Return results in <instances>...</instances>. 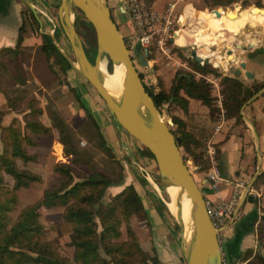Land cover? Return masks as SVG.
I'll list each match as a JSON object with an SVG mask.
<instances>
[{
  "label": "rangeland",
  "instance_id": "rangeland-1",
  "mask_svg": "<svg viewBox=\"0 0 264 264\" xmlns=\"http://www.w3.org/2000/svg\"><path fill=\"white\" fill-rule=\"evenodd\" d=\"M185 1L189 3L188 7H190L191 10L195 11V9H200L216 12L213 9L217 8L216 10H218L219 13H224L226 16L215 17L219 20L214 18L215 21L211 23L198 18L196 15L193 16V14H191L190 17L184 18L181 33L189 42L182 46L168 42L169 48L166 51L162 50L160 47H153L151 54L154 60L148 62L147 65L143 66L140 64L138 52H140L141 49L139 46L133 45L129 47V49L133 55V60L137 69L143 75V82L154 92L158 90L168 91L177 69L188 70L192 72L196 78L203 77L209 82L211 107L209 108V106L203 104L206 106V110H208L206 113H208L210 119L213 121L218 120L215 124L206 123L201 116H199L197 123H195L193 119L186 116L184 113L185 108L181 107V105L174 100L165 102L157 100L156 103L161 116L170 121V127L175 135H180V132L177 130L178 125L175 118H181L183 115L186 116L185 121L181 118L184 124L179 126H183L182 128L187 130L191 136V142L188 144L191 151H187L183 146H180V149L189 169L200 186V178L203 177L206 179V173L209 168L212 165L216 166L219 160L224 159L219 146L222 141L221 137L222 139L223 137H227L233 126L235 127L243 123L242 111L244 107L264 93V85H262L243 102L240 107V113L242 115L241 120L235 121L234 117L228 118L225 116L223 107L225 93L222 89V76H236L248 85L257 83L256 80L264 82V79H257L255 74L249 77L244 73L245 70H250L254 73V64H259L264 61V8L259 7L264 6L258 5L256 0H235L229 4H222V0ZM245 1H247L248 4L244 5L243 3ZM261 1L264 2V0ZM19 2L21 3L22 25L29 30V42L33 44L32 49L29 48V64L32 63V75H30L31 79L27 85L18 83L13 84L10 77H6L4 87L9 91V96L12 98H17L21 95L25 96L24 99L35 96L37 103L43 109L42 113L39 115V119L44 124L49 125L51 130L46 134H33V143L27 146V150L33 155V158L27 161L17 159V163L20 167L28 168L39 173L42 179L17 189V202L14 209L10 212L11 220L14 219L24 205L39 199L42 196L43 190L53 185L57 177V172L52 168L53 163L55 161L68 162L71 158L70 155H67L63 150L59 128L54 121L50 119L49 114L54 111L57 115H60L61 122L67 124L68 127L66 130L72 134L71 144L79 151V155L74 156V162L72 163V166L78 174L85 176L92 170H101L112 176L121 174L123 177L125 174L130 173L132 176L134 175L139 179L144 186L142 193L145 201H149L155 208V198H160L168 207L167 202L169 201V197L166 193L165 183L158 173L155 160L143 154L140 150L143 145L129 134L118 122L112 119L104 99L78 70L75 68L73 69L76 72L73 69L72 71L70 70V72L75 73V76H78L79 81L76 82L74 80L76 77L70 75L71 73H69V71H64L61 68V63L55 60V58L45 59L43 52L39 53L33 50V47L36 46L34 44L40 40V28L45 30V26L48 27L49 22L42 19L38 14L42 21L41 26L39 20L35 19L33 17L34 14L32 15L27 9L28 3L26 0H19ZM59 2L60 0H46L49 11L53 19L57 20L58 24H60L57 17ZM32 3L35 4L36 2ZM118 4H121L122 7L126 9V0H116L111 4V10L114 11L115 14L118 12ZM253 8L255 9L251 13H246ZM202 14L203 15H200V17L208 15L205 13ZM72 18L85 48L89 49L90 41L93 42L94 40L92 33H90V28L85 23L84 16L79 10L75 9ZM128 18L129 13L125 11L124 20L121 21L123 30L120 26L119 27L123 34L124 32L127 34V40L130 41V35H128L129 29L126 25ZM204 29L208 31V35L213 37L212 41L207 38V35L196 38L195 33L200 32L204 34ZM57 42L61 50L69 58H73L72 47L64 32L60 34ZM228 47H233V52L235 50V54H232L233 57L232 55L226 54V49ZM191 50H195L197 54L202 57V60L198 61L200 64L208 63L207 65L210 66V71L201 72L196 70L193 66L192 61L194 58L191 55ZM234 56H236V58ZM23 57L24 56L21 54H17L13 58L9 52L4 54L3 59H6L11 75L15 76V70L13 69L14 64H18L21 69L23 68ZM241 60H248L251 63L242 67L240 65ZM18 75H21V73ZM75 90L88 97V103L92 107L91 113L105 137L106 143L110 145L112 155H109L99 144L95 124L81 106L76 97ZM180 93L185 95L183 90H180ZM199 101L202 103L200 99ZM22 105H24V102H18L16 108L20 109ZM0 111H4L0 122V137L2 126L10 123L13 116H17L21 120V124H23L22 112L10 109L7 101H5L3 105H0ZM103 116L104 119L108 118V120H113L115 138L112 140L107 136L105 127L103 128ZM223 127L224 129L222 130ZM184 143L186 144V142ZM1 150L2 142L0 139V151ZM252 165L254 167L256 165L255 158L253 159ZM251 170L250 168V171ZM4 178L5 182L3 186L12 187L13 179L11 176L5 174ZM76 178L77 177H75V179ZM257 178L259 179L258 186H253L254 188L262 186L264 183V169L258 170V172L257 170L251 171L249 177V179H251V186ZM250 187L248 189L251 191ZM248 194L253 195L251 192ZM112 195L113 194L107 192L106 188L103 201H108ZM62 211V207L41 206L39 208V218L45 227L44 232L46 237L55 244L60 254L72 258L74 247L70 243L69 232L66 231V228L62 225ZM146 214L143 205V209L140 212L133 213L126 221H123L120 226V239H127L131 235L143 250L157 259V263L155 264H159L156 250L152 247L150 249H145L141 242L142 237H145L141 232L146 230V222L144 221L147 216ZM161 218L167 226H169V230L173 228L176 232L179 231L178 221L170 211L165 214L164 218L162 216ZM128 229L130 232L127 231ZM221 231H219V233ZM218 235L221 241H223L226 236L225 234Z\"/></svg>",
  "mask_w": 264,
  "mask_h": 264
},
{
  "label": "trees",
  "instance_id": "trees-1",
  "mask_svg": "<svg viewBox=\"0 0 264 264\" xmlns=\"http://www.w3.org/2000/svg\"><path fill=\"white\" fill-rule=\"evenodd\" d=\"M235 0H222V4H229ZM150 2V1H148ZM258 5L264 2L256 0ZM11 4V0H0V12H6ZM248 4L247 1L243 3ZM264 8L262 6H259ZM30 13L33 12L27 7ZM255 8L247 11L251 13ZM207 11V10H202ZM212 14V13H211ZM217 17L226 16L224 13H214ZM113 16V14H112ZM36 19V17L33 15ZM114 18V16H113ZM85 19V18H84ZM115 20V18H114ZM117 23L118 27L119 24ZM86 25L90 28V23L85 19ZM120 28V27H119ZM22 25L19 29L16 45L14 47L4 46L0 48V91L5 95L8 107L17 112H22L23 124L17 116H13L10 123L2 126L0 151V264H155L157 259L143 250L130 235L127 239L121 237V223L126 221L133 213H138L143 209L142 198L132 183L124 185L118 192L114 193L108 201H103V195L107 186L119 184L123 177L121 174L112 176L101 170H92L85 176H81L72 166L74 156L79 155V151L71 144L72 134L67 131V124L62 123L60 115L56 112L50 114L51 119L59 128L60 141L63 143V150L70 155V160L55 161L52 168L57 172V177L53 185L43 190L42 196L34 202L24 205L14 219L11 220L10 212L14 209L17 202V189L28 186L34 181H40L41 175L28 168H22L18 165L17 159L27 161L33 158L27 150V146L33 143L34 133H49L51 128L39 119L43 109L36 101L35 96H20L12 98L9 91L4 87L5 78L10 77L13 84H24L25 72L18 75L19 65L14 64L15 76L10 74L8 63L4 58L5 53H11V57L19 54L24 30ZM78 31V30H77ZM62 28L59 24L53 34L59 37ZM79 33V32H78ZM93 35V33H92ZM42 43L40 50L45 59L55 58L61 63V68L65 71L71 67L69 60L60 52L53 41L49 32H42ZM126 38V36H125ZM94 40V36H93ZM93 46V47H92ZM152 53V48L150 49ZM89 60L94 56V41H90L89 49H86ZM152 56V54H150ZM108 65L110 61L108 57ZM193 66L201 72L210 71L208 63L200 64L193 60ZM142 78V73L139 72ZM19 77H18V76ZM257 83L245 84L236 76H222V89L225 93L223 99L224 113L226 117H234L235 121L242 119L240 107L254 92H256L264 82L256 80ZM147 92L153 98L154 102L174 100L181 107L186 108L189 97L200 99L202 103L211 107V94L209 82L203 77L196 78L195 75L184 69H177L174 73L172 83L168 91H152L143 82ZM183 90L185 95L180 93ZM76 91V90H75ZM76 97L81 106L88 114L96 127L99 144L109 155H112L110 146L106 143L99 125L94 119L91 111L86 105L85 99L79 91H76ZM23 103L20 109H17V103ZM4 113L0 111L1 116ZM177 121V130L180 135L178 138L179 146H183L187 151H191L188 144L191 142V136L182 128L184 121L181 118H175ZM52 121V124H53ZM181 129V130H180ZM174 132V131H173ZM175 134V133H174ZM186 142V144L184 143ZM141 152L153 158L151 152L142 147ZM216 167L222 175L220 161ZM8 174L13 179L12 187H5L4 175ZM75 177H77L75 179ZM259 179L252 186H258ZM154 206L158 213L164 218L169 213L167 205L160 199L155 198ZM247 199L256 202V196L247 194ZM44 207H62V225L69 232L70 243L74 247L72 258L60 254L55 244L46 237L44 225L39 218V208ZM263 207V208H262ZM262 213L256 225L257 250L253 253L252 248L248 249L242 258H247L246 264H264V255L260 252L264 248V206H261ZM127 231L130 232L128 229ZM225 256L229 258L225 253Z\"/></svg>",
  "mask_w": 264,
  "mask_h": 264
},
{
  "label": "crops",
  "instance_id": "crops-1",
  "mask_svg": "<svg viewBox=\"0 0 264 264\" xmlns=\"http://www.w3.org/2000/svg\"><path fill=\"white\" fill-rule=\"evenodd\" d=\"M31 1L36 2L35 4H33L35 11H33L32 9L31 10L36 19L39 20V22L41 23V26L42 21L38 14L42 17V19L47 20L49 22V26H45V30H42L40 28L39 42H34V45L36 46L33 47V50L41 53L42 51L39 48L40 44L42 43L41 33L47 31L54 32L55 28H57L59 24L57 23V20L53 19V16L49 11V6L47 5L48 3L46 4V0ZM114 1L116 0H108L110 8L111 4ZM148 1H150L149 3L154 9L161 11L167 6L168 2L173 0ZM188 5L189 3L185 0H177V6L178 9L181 10L183 23L184 18L190 17L191 14H193L192 11H194L190 10L189 16H186V10ZM117 8V14H115L114 11H112V14L122 29L121 21L124 20L126 9L125 7L122 9L121 4H118ZM195 11H197L199 15H203L202 13H206L212 16L211 21L209 22H214L216 19L215 17H217L214 15V13H216L214 11H202L200 9H195ZM194 15L195 14H193V16ZM21 16V3L19 2V0H11V4L8 10L6 12H0V48L4 46L14 47L16 45L19 29L23 23ZM182 24L180 26L179 32L175 35L173 42V44L178 46L185 45L189 42L181 33V30L183 29ZM126 25L129 29L128 35H130V16L127 20ZM62 33L63 30L60 34ZM125 34L126 33L124 32V36L127 37V34ZM22 35L23 38L21 41V49L19 51V54L24 56V60H22L23 68L21 69L19 66L20 70L17 71V74L21 73L22 76L24 74H22L21 70L23 71V73L25 72L26 76L23 85H27L31 79L30 75H32V63L29 64V48L32 49L33 44H30L29 42V30H27V28L23 30ZM195 35L196 38H201L204 37V35H207V38H209L211 41L213 40V37L211 35H208V31L205 29L204 34L196 32ZM57 39H59V37ZM140 52H138V59L140 61V64L144 66L145 64L142 63L143 60L139 56ZM150 54L151 51H149L147 64L148 62L154 60V58ZM232 54H235V50L234 52L232 51ZM244 63L245 65H248L251 62L246 60L244 61ZM254 65V73H252L255 74V77L257 79H264V61ZM72 69L73 67L71 66L66 70L71 73L70 75L75 76V73L70 72V70L72 71ZM75 77L76 78L74 80L76 82L79 81L78 76ZM81 95L84 96L83 98L85 99L86 105L91 111L92 107L88 103V97H86L85 94ZM187 98L188 103L186 105L184 113L188 118L193 119V121L197 123L199 116H201L206 123H217L218 120L213 121L210 119L208 113H206L208 112V110H206V106L201 103L199 99L189 96H187ZM5 101V95L0 91V105H3ZM242 113L243 123L235 127L233 126L232 130L229 131L227 137H223V139L221 137L222 141L219 146L223 153L224 159H221L219 161L222 169V178L217 182L216 188H211L206 179L202 177L200 178V187L204 193L205 199H207L210 204L215 205L222 200L228 199L232 195L235 180L237 178L244 179L245 186L239 188L240 194L235 201L232 214L227 218L225 227L219 234L226 235L224 240L221 241L220 239V241L223 252L226 253L229 258L247 260V258H242V256L247 252V250L252 248L253 253L257 250L256 225L260 214L262 213L261 206H264V183L262 184V186L255 187V189L253 186L250 185L251 179H249L251 171L257 170L258 172V170L264 169V93L263 95H260V97H257L253 101H251V103L247 104L244 107ZM186 116L183 115L181 116V118L185 121ZM102 123L103 128L105 127V132L109 139L112 140L113 138H115V128L113 120H108V118L104 119L103 116ZM223 129L224 127L222 128V130ZM254 158L256 159L255 167L252 165ZM250 168L252 169L251 171ZM129 183H132L138 191L139 195L142 198L143 205L147 213V216L144 220L146 222V230H143L141 232L145 235V237H142L141 239L144 248L150 249L152 247L156 250L157 257L159 259V264H186L183 252V242L181 240L180 232H176V230H174L173 228L169 230V226H167V224L163 221V219L158 214L156 209L152 206V204L149 201H145L142 193L144 186L139 181V179H137L134 175L132 176V174L130 173L125 174L121 183L111 184L107 186V192L114 194L118 192L124 185ZM249 187L251 188V191L250 189H248ZM249 192L253 193V195L256 196V202L247 199V194ZM260 251L264 255V249H260Z\"/></svg>",
  "mask_w": 264,
  "mask_h": 264
},
{
  "label": "water",
  "instance_id": "water-1",
  "mask_svg": "<svg viewBox=\"0 0 264 264\" xmlns=\"http://www.w3.org/2000/svg\"><path fill=\"white\" fill-rule=\"evenodd\" d=\"M26 2L35 11L33 3L29 0ZM75 9L91 25L94 36L92 60L87 56L72 18ZM216 9L213 10L218 14ZM57 13L60 26L72 47L73 58H69L61 50L57 38L49 31L57 48L104 99L112 119L151 152L165 186L175 185L180 188L175 197L170 198L177 206V214L169 211L178 221L186 264H220L223 249L219 230L208 213L204 193L185 161L170 121L161 116L158 106L143 84L125 36L112 16L108 0H60ZM232 51L233 47H228L226 54L231 56ZM191 55L197 61L202 60L195 50H191ZM105 56L111 65H121L123 69L122 88L118 97L109 92L103 83L99 66ZM139 56L142 63L147 65L148 49L140 52ZM240 65L244 66V61H240ZM244 73L249 77L253 76L249 70ZM184 196L190 201L193 225V234L188 243L184 237L182 213L179 209Z\"/></svg>",
  "mask_w": 264,
  "mask_h": 264
},
{
  "label": "built area",
  "instance_id": "built-area-1",
  "mask_svg": "<svg viewBox=\"0 0 264 264\" xmlns=\"http://www.w3.org/2000/svg\"><path fill=\"white\" fill-rule=\"evenodd\" d=\"M126 10L130 16V41L125 38L128 47L139 46L141 52L150 51L153 47H160L166 51L168 42L173 44L175 35L179 32L183 23L181 10L178 9L177 0L167 3V6L158 11L154 9L148 0H126ZM222 178L218 168L212 165L206 173V179L211 188H216L217 182ZM245 186L242 178L235 180L232 195L219 203L212 205L206 199L208 213L213 224L219 231L224 229L227 218L232 214L233 206L240 194L239 188ZM218 231V234H219ZM220 264H246L247 260L226 258L222 250Z\"/></svg>",
  "mask_w": 264,
  "mask_h": 264
},
{
  "label": "bare ground",
  "instance_id": "bare-ground-1",
  "mask_svg": "<svg viewBox=\"0 0 264 264\" xmlns=\"http://www.w3.org/2000/svg\"><path fill=\"white\" fill-rule=\"evenodd\" d=\"M190 10H191V8L187 7L186 16H189ZM184 12H185V10H184ZM184 12H183V15H184ZM192 13L195 14L200 19L206 20L208 22L211 21L212 16H210V15H205L203 17H200V15L198 14L197 11H192ZM199 13H201V12H199ZM99 69L101 71L104 86L115 97H118L120 94L121 88H122V81H123L122 66L121 65H111V63H110V67H109L108 60H106L104 58L100 63ZM165 189H166V193L169 197V201L167 202L169 210L176 215L177 214V206L174 204L173 201H170V198L173 199L175 197L176 193L180 190V188L178 186H175V185H168V186H165ZM179 209L181 210V213H182V220H183L182 225H183V230H184V237H185V240L187 241L186 243H188L190 241V238L192 237V234H193V225H192V221L190 218V201H189V198H187L186 196H184L182 198L181 206Z\"/></svg>",
  "mask_w": 264,
  "mask_h": 264
},
{
  "label": "flooded vegetation",
  "instance_id": "flooded-vegetation-1",
  "mask_svg": "<svg viewBox=\"0 0 264 264\" xmlns=\"http://www.w3.org/2000/svg\"><path fill=\"white\" fill-rule=\"evenodd\" d=\"M139 71V70H138Z\"/></svg>",
  "mask_w": 264,
  "mask_h": 264
}]
</instances>
